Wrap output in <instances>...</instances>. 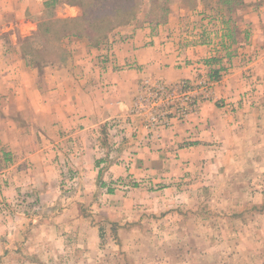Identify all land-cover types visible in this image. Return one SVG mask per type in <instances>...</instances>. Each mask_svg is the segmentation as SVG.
<instances>
[{
    "label": "rangeland",
    "instance_id": "1",
    "mask_svg": "<svg viewBox=\"0 0 264 264\" xmlns=\"http://www.w3.org/2000/svg\"><path fill=\"white\" fill-rule=\"evenodd\" d=\"M86 1L78 15L71 13L77 18H64L68 17L65 16L68 11H63L65 15L60 14L56 18L52 10L48 9H45L42 17H38L40 20L35 18L39 20L38 30L29 35L26 44L23 41L30 59L65 60L69 55L68 49H73L74 40H78L74 49L78 56L81 54L80 46L87 45L89 51L98 47L99 52H87V59H98L99 65H96L99 67L109 64L121 70L138 69L134 54H128L122 64H117L119 54L129 52L123 44L130 43L132 39L129 40L126 33L122 34L125 37L118 33V28L128 26V23L110 27L101 23L98 15L104 12V3L101 4V0ZM222 1L202 0L194 6L195 0H135L136 17L131 23L140 19L141 23L158 24L164 28L166 21H170L168 11L181 10V5L187 9V5L189 11L201 12L183 22L175 17L171 22L175 27L172 36L178 33L179 37L186 39L207 41L215 30L217 34L212 36L216 46L212 52L221 56L227 51L234 52L227 48L230 44L227 36L218 34L221 26H224V20H217L216 17L228 7ZM225 57V61L230 60L228 54ZM241 57L246 61V76L254 77L255 73L251 74L253 59ZM219 65L203 63L200 67L196 66L194 72H197V76L193 80L185 78L170 82L160 77H142L126 117L111 119L108 129L100 130L97 138L105 144L106 150L102 154L105 159L97 168L100 174L95 178V186L92 180L93 192L88 193L89 197L84 202L86 208H73L67 214L72 217L82 213L93 217V220L99 219L103 222L100 238L96 241L78 239L75 233H71L68 241L56 239L55 243V240L47 239L42 234H35L22 248L12 242L7 251L1 250L0 264H264V113L262 118L244 113L243 117L249 122L243 129L244 135L236 138L239 143L231 145L230 152L223 148L228 146L226 141L224 145L210 147V152L220 155V158L212 162L208 159L203 174L178 177L174 184L168 185L160 171H138L142 165L135 156L137 149L134 146L162 145L164 135L168 132L179 134V130L190 126L195 119L201 124L205 103L216 102L226 106L230 102L216 98V85L220 84L216 80L210 98H202L197 110L188 119L176 120L175 113L178 111L173 107L167 110L166 115L168 119L176 120L175 123L172 122L170 127L154 124L150 127L151 131L143 121V112L135 109L137 102L148 96H153L156 104L173 102L176 96L172 92H158L159 82L178 85L183 80L201 82L219 78ZM224 66L229 68L228 63ZM250 84L249 90L255 92V97H246L257 102V91L262 92L264 88H259L257 85L260 83L254 80ZM148 87L151 94H146ZM262 100L264 94L259 97V101ZM228 108L232 111L231 107ZM133 123L141 126L137 125L138 128L134 130ZM194 128H198V125L187 128L185 134L188 141L198 137L195 130H190ZM125 137L130 138L129 143L124 141ZM134 139L137 141L131 143ZM4 158L5 152L0 147V159ZM71 162L64 160L60 163L63 170L62 187L55 197L60 205L48 210L36 197L19 193V196L6 202L8 207L4 209L5 213L12 216V222L19 223L21 219L16 216L25 213L30 218V222H23L28 229H50L52 224L49 223L35 225L45 217L63 215L67 202L73 203L83 198L86 177L79 173V169H71ZM7 164L5 160H0V170L9 168ZM116 167L121 169L117 170ZM84 228L77 230L88 234L89 231Z\"/></svg>",
    "mask_w": 264,
    "mask_h": 264
},
{
    "label": "crops",
    "instance_id": "2",
    "mask_svg": "<svg viewBox=\"0 0 264 264\" xmlns=\"http://www.w3.org/2000/svg\"><path fill=\"white\" fill-rule=\"evenodd\" d=\"M80 1L0 0V147L6 156L0 160L9 163L6 166L10 168L0 170V251H7L12 242L22 248L35 234H42L55 243L56 239L68 241L71 233H75L78 239L96 241L101 237L103 222L99 219L93 220V217L82 213L72 217L67 214L73 208H86L84 202L89 197L88 193L93 192L92 180L95 186V178L100 174L99 164L105 159L102 157L105 144L97 135L100 130L108 129L111 119L126 117L142 77H160L170 82L185 78L193 80L197 76L194 72L196 66L203 63L218 66L219 62L222 65L217 69L220 84L216 85V98H224L230 105L205 103L201 124L195 119L190 126L179 130V134L168 132L162 145L134 146L137 149L135 156L142 165L139 173L142 169L154 173L160 171L168 185L174 184L178 177L203 174L208 159L212 162L220 158V155L210 152V147L226 141L228 146L223 148L230 152L231 145L239 143L236 138L244 135L243 129L249 122L243 117L244 113L254 114L257 118H262L264 113V100L259 101L264 89L257 91L258 100L254 99L257 102L248 100L249 95L255 97V92L249 90L253 80L260 83L257 85L259 88H264V0H221L228 7L216 17L224 20L218 34L227 36L230 43L227 48L234 51L221 56L212 52L216 46L212 36L217 34L215 30L207 41L186 39L179 37L178 33L172 36L175 27L171 22L175 17L183 22L201 12L189 11V6L186 5L188 8L185 9L181 5V10L168 11L170 21H166L164 28L158 24L141 23L140 19L118 28L119 34L126 33L132 40L123 44L129 52L119 54L117 64H122L128 54H134L138 69L121 70L109 64L99 67L96 65H99L98 59H87L90 52L100 51L98 47L89 51L87 45L80 46L81 54L78 56L74 50L78 40H74L73 49H68L69 55L65 60L30 59L23 41L26 44L29 35L38 28V17L48 9L56 18L67 11L65 16L68 17L64 18H77L71 13L78 15L88 2ZM195 1L194 6L202 0ZM226 54L230 60H224ZM241 56L253 59L251 74L255 73L254 77L246 76V61ZM226 63L229 68L224 66ZM133 125L134 130L141 126ZM195 125L198 128L190 130H195L198 137L188 141L187 128ZM70 137L73 138L70 140ZM129 140L124 138L126 143ZM131 141L135 143L137 140ZM64 160L72 161L71 169H79V173L86 177L83 198L67 202L63 215L45 217L35 225L49 223L52 224L50 229H28L23 224L30 222L25 213L16 216L22 221L12 222V216L4 209L8 207L6 202L19 193L36 197L48 210L60 205L55 197L62 187L60 163ZM119 168L116 167L117 170ZM83 226L88 234L77 230L81 227L83 230Z\"/></svg>",
    "mask_w": 264,
    "mask_h": 264
},
{
    "label": "built area",
    "instance_id": "3",
    "mask_svg": "<svg viewBox=\"0 0 264 264\" xmlns=\"http://www.w3.org/2000/svg\"><path fill=\"white\" fill-rule=\"evenodd\" d=\"M216 80L218 78H210L201 82L183 80L178 85H168L159 82L157 85L158 92L162 90H164L162 94L172 92L176 96L174 101H165L164 103L156 104L153 96H148L143 101L137 102L135 109L138 112H143V121L150 131V127L155 126L154 124L170 127L172 126V122L175 123L176 120L185 121L186 118L188 119L192 112L197 110L202 98H210L209 95L212 92L213 82ZM149 89L150 87L146 88V94H151L148 91ZM173 107L178 111L177 114L175 113L176 120H173V118L168 119L166 115L167 110Z\"/></svg>",
    "mask_w": 264,
    "mask_h": 264
},
{
    "label": "trees",
    "instance_id": "4",
    "mask_svg": "<svg viewBox=\"0 0 264 264\" xmlns=\"http://www.w3.org/2000/svg\"><path fill=\"white\" fill-rule=\"evenodd\" d=\"M80 2L83 3L84 0ZM102 3H104L103 9L105 8V10L104 12H100L98 16L101 23H105V25H109V27L116 26L118 23H129L136 17L134 12L135 0H101V4ZM85 15H87V13ZM118 18L119 20L121 19L120 21L118 20L119 22L116 21Z\"/></svg>",
    "mask_w": 264,
    "mask_h": 264
}]
</instances>
